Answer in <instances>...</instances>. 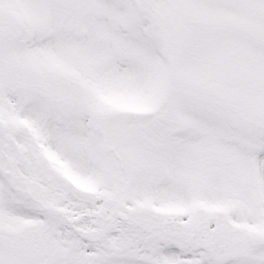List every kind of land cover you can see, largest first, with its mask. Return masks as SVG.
Here are the masks:
<instances>
[{"label": "snow or ice", "instance_id": "snow-or-ice-1", "mask_svg": "<svg viewBox=\"0 0 264 264\" xmlns=\"http://www.w3.org/2000/svg\"><path fill=\"white\" fill-rule=\"evenodd\" d=\"M0 264H264V0H0Z\"/></svg>", "mask_w": 264, "mask_h": 264}]
</instances>
